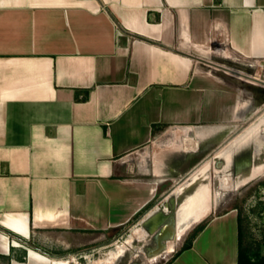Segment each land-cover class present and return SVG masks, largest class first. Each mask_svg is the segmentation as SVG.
<instances>
[{
	"label": "crops",
	"instance_id": "crops-1",
	"mask_svg": "<svg viewBox=\"0 0 264 264\" xmlns=\"http://www.w3.org/2000/svg\"><path fill=\"white\" fill-rule=\"evenodd\" d=\"M241 75L264 82V0H0V264H71L164 203L153 261L238 264L235 209L182 249L216 181L264 170V86Z\"/></svg>",
	"mask_w": 264,
	"mask_h": 264
},
{
	"label": "rangeland",
	"instance_id": "rangeland-1",
	"mask_svg": "<svg viewBox=\"0 0 264 264\" xmlns=\"http://www.w3.org/2000/svg\"><path fill=\"white\" fill-rule=\"evenodd\" d=\"M216 182L213 188L216 200L211 204V213L204 218L199 217L200 219L192 223L191 228L193 230L191 235L188 236L186 245L193 241L194 232L198 231L201 226L207 224L220 213L235 209L239 215L243 248L247 249L254 258L255 253L264 256V170L259 172L257 179L245 186L230 183L224 190H221L218 181ZM164 205L165 203L159 206L156 213H152L139 225L130 227L124 236L118 238L113 244L91 250H87L88 246L77 247L64 254L68 253L70 255L68 260L71 259V264H156L157 262V264H161L160 261H153L154 246L159 249L162 243L165 245L166 238L161 236L163 228L160 227L158 232L156 227L161 224L165 226L164 222L166 220L172 221V219H175L169 218V216H160L159 212L164 209ZM180 216L178 227L181 229L184 221L183 205L180 210ZM232 218H224L219 221L220 226L224 224L228 231L226 239L229 259L232 257L233 252L231 248L234 249L233 242L237 241L235 234L237 230L236 222L232 221ZM175 225H170L169 227L173 226L172 228L174 229ZM214 226L216 227V225ZM211 230L208 229L206 233L201 235L200 244L202 242L204 244L205 242L207 243L208 237L206 236L212 232ZM232 232L235 234V239Z\"/></svg>",
	"mask_w": 264,
	"mask_h": 264
},
{
	"label": "bare ground",
	"instance_id": "bare-ground-1",
	"mask_svg": "<svg viewBox=\"0 0 264 264\" xmlns=\"http://www.w3.org/2000/svg\"><path fill=\"white\" fill-rule=\"evenodd\" d=\"M256 78H258V77H256ZM255 81L258 82V81H260V79H255ZM194 187H195V191L194 192H195L196 196H194V198L190 202H185V203L182 204L184 206V210L186 211L184 216H183V219H184V217H185L187 212H190V215H192L191 213L196 214L197 215L196 218H199L200 214H201V212L203 210V208H202L203 207V205H202L203 201L198 196L203 189L200 190V188H199L197 183L194 184ZM183 192H185L184 189H181V193H183ZM168 251L171 252V253L176 251V246H175V242L174 241L168 244Z\"/></svg>",
	"mask_w": 264,
	"mask_h": 264
},
{
	"label": "trees",
	"instance_id": "trees-1",
	"mask_svg": "<svg viewBox=\"0 0 264 264\" xmlns=\"http://www.w3.org/2000/svg\"><path fill=\"white\" fill-rule=\"evenodd\" d=\"M205 225L201 226L198 231L194 232L192 239H194L196 234L200 230H202L205 227ZM189 248H191V243L185 245L184 248L182 249V251L189 249ZM238 264H264V256H261L259 253H257V254L255 253V258H254V256H252L247 249L243 248L241 227H240V250H239Z\"/></svg>",
	"mask_w": 264,
	"mask_h": 264
},
{
	"label": "built area",
	"instance_id": "built-area-1",
	"mask_svg": "<svg viewBox=\"0 0 264 264\" xmlns=\"http://www.w3.org/2000/svg\"><path fill=\"white\" fill-rule=\"evenodd\" d=\"M230 71V70H229ZM232 72V71H231ZM235 73V75H238L239 76V74L238 73H236V72H233V74ZM240 77H242V78H244V79H247V80H249L250 82H254L255 84H260V85H262V86H264V83L260 80L259 82H257V81H255V79H258V78H256V77H252V76H243V75H241Z\"/></svg>",
	"mask_w": 264,
	"mask_h": 264
}]
</instances>
